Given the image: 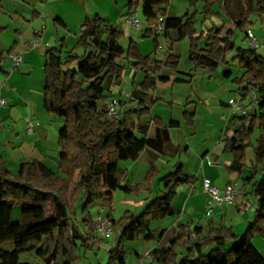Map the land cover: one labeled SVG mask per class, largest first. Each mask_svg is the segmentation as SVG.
<instances>
[{
  "label": "trees",
  "instance_id": "obj_1",
  "mask_svg": "<svg viewBox=\"0 0 264 264\" xmlns=\"http://www.w3.org/2000/svg\"><path fill=\"white\" fill-rule=\"evenodd\" d=\"M123 1L129 15L141 8L150 26L146 35L154 38L155 51L161 50L160 39L168 40L175 30L179 41L189 40L193 72L215 73L219 67L229 66L228 58L232 55V62H238L243 69V76L233 83L243 89V100L254 90L258 105L248 115L234 117V134L225 139L224 152L234 156L230 170L242 172L247 167V150L254 148V175L244 180L243 186L251 185L257 212L243 237L224 224L216 226L213 221L208 224L207 235L196 242L191 235H202L204 228L200 226L191 231L188 224L179 223L177 229L163 230L158 236L149 234L151 222L175 215L171 204L179 187L197 182L195 177L184 174L182 163H177L174 172L162 180L164 191L141 215L129 211L118 221L109 216L113 227L120 228L121 233L108 251V264H128L125 254L128 242L145 238L147 241L156 239L161 244L165 236L164 245L151 252L153 261L159 264H264V257L253 245L256 235L264 238V56L255 49L237 47L234 30L225 31L224 26L207 33L199 32L196 29L198 12L167 18L172 0ZM253 1L264 23V0ZM201 2L205 3L204 15L216 16L214 4L220 2L223 8L226 0H189L191 8ZM252 15L250 8L241 9L235 29L246 31L252 25ZM160 17L166 19L161 35L153 30ZM4 31L0 28V36ZM125 37L122 31L95 15L87 17L82 24L74 48L81 49L82 55L65 53L67 46L63 40L59 49L48 51L44 68V107L48 114L64 121L58 140L61 150L58 168L66 167L67 171L65 176H60L33 161L22 164L19 171L13 173L0 156V264H33L21 263V258L34 253L39 257L38 264H75L83 253L93 248L96 222L91 218L90 209L103 202L111 204L113 194L119 189L126 193L141 189V185H123L127 174L119 167L120 162L137 161L143 152L150 151V168L145 178L146 190H149L159 173L155 163L159 155L183 153L174 147L170 136V129L179 128L180 123L170 120L165 124L161 118L153 117L151 111L158 100L149 95L160 82L170 81L161 77V73L163 69L177 71L179 59L169 56L165 61L153 63L152 57L144 55L136 42L130 41L125 48L122 45ZM12 53L10 50L7 56ZM75 63L78 64L76 69H66ZM129 65L145 77L143 81L134 77L128 102L121 105L125 110L123 119L111 120L105 110L100 109V104L114 98L113 89L122 86ZM191 76L189 81L176 79L174 83L191 84ZM224 77L231 78V73L225 72ZM132 105L136 107H130ZM148 116L149 122L142 121ZM184 116L189 125H194V114ZM257 123L261 135L253 146L251 137ZM152 128L154 137L149 135ZM16 207L21 208L17 222L12 219ZM10 242L15 244V249L5 253L2 247Z\"/></svg>",
  "mask_w": 264,
  "mask_h": 264
},
{
  "label": "crops",
  "instance_id": "obj_2",
  "mask_svg": "<svg viewBox=\"0 0 264 264\" xmlns=\"http://www.w3.org/2000/svg\"><path fill=\"white\" fill-rule=\"evenodd\" d=\"M123 2V0H0V28L5 29L4 33L0 36V156L3 157L13 173H17L22 164L37 161L59 174L58 159L60 148L58 140L64 129V121L45 111L44 68L47 62L48 51L51 49H59L62 40L67 46L65 53L74 52L75 54L82 55L83 52L81 49L75 50L74 48L81 35L82 24L87 17L100 15L108 21L110 26L122 31L129 42H136L142 48L144 55L150 56L152 54L151 57L153 56L154 47L152 39L147 37L146 30H136L133 27L129 21L130 12L127 9V4ZM233 2L235 5H239V7L233 8L237 9V11L239 10L237 15L230 16L227 14L225 5L233 3L231 0H226L222 9L224 15L227 17V22L222 21L224 17L222 18L220 14V21L223 23L218 24L215 21L217 18L214 21L211 19L210 21L213 26H210L205 33L222 26L225 27V31L236 30L235 20L241 9L247 7L245 6V0H236ZM203 8L204 5L197 8L196 12H198L199 16L197 19L201 18L202 22L204 20V26H206L208 20L202 17ZM138 11L142 12L141 8L136 13ZM187 12L192 13L189 0H172L168 8L167 18H180L185 16ZM252 16H255L254 13ZM36 38H40L37 47L27 49L26 45ZM165 42L167 46L161 47L164 55L162 57H160V54L154 55L152 57L153 63L156 61H165L169 56H173L179 59V65L177 71L163 70L161 77L170 78L173 81L176 79L189 81V77L192 75L193 82L191 84H184L192 85L190 87L193 91L187 98V103L190 104L188 105L187 111L199 117V110L203 109L207 115L206 118L211 117L208 123L209 121L210 123H215L213 130L214 136L207 138L205 135L202 136V141H199L200 138L197 137L198 123H196L195 128L186 130L183 122L179 119H172L174 115L171 116V113L168 112L167 117L158 113L156 111L158 104L152 111V116L161 118L165 124H168L170 120H175L180 123L179 128L170 129V136L174 147L181 149L183 152L179 156H173L169 153L165 155L160 154L156 163L159 164L160 161L165 159V165L171 166L177 160L173 166L177 163H182L184 165V174L197 179V182L192 186L184 185L179 187L178 195L171 204L175 212V215L171 218L175 219L177 226L179 223L184 225L188 224L191 227V231L198 226L204 228L202 235H191L194 242L203 239L207 235L210 221H213L216 226L224 224L225 227L231 229L236 235L243 237L257 212V200L252 194L251 185L243 186L244 180L254 175L252 166L255 165V152L253 147L247 150V167L242 172L230 170L234 156L224 152L225 139L232 138L234 134V117L241 116L233 114L228 102L233 99H242L243 89L237 88L235 84L230 83L229 80L232 78L226 79L224 75H222V81L225 84L221 82L219 86L216 85V87L218 86L216 89H210V82H213L216 72L214 74H207L204 70L192 71L193 65L189 61V41L177 43L178 32L173 30L170 33L169 39L165 40ZM10 50L23 53V62L17 68H12L11 61L7 59V54ZM151 66L153 67V64ZM231 68L230 66L224 67V74L229 71L232 76L233 71ZM220 69L218 70L220 71ZM202 72L204 75H202ZM127 74L130 77L129 89L126 91H121L123 89L120 87L117 88L119 91L113 89L114 98L109 102L120 100L121 92L130 95L134 77L138 81H143L145 77L140 72L136 73L130 65L125 75ZM206 75H208V83L203 86ZM199 77L201 78L200 83L197 84L198 89H195L196 84L194 82L199 80ZM124 79L126 82V76ZM153 97L155 98V96ZM2 100L7 102L6 105H1ZM254 110L255 108H251L252 112ZM30 123L34 125L32 134L28 133ZM149 135L150 137H154V128L151 129ZM139 136L142 138L141 135ZM252 144L255 146L254 143ZM192 151L197 156L196 161L192 166V170L189 173H185V168H187L186 163L193 157ZM144 153L132 165H136L140 161L149 163V159L142 158ZM209 161L216 166L210 165ZM148 165L147 168L149 169L150 164ZM61 170L62 173H66L67 168L63 167ZM168 170V174L174 172L172 171L173 169L171 170V167ZM126 171L127 173L130 172L128 168ZM167 175H159L153 182L154 185L158 181L160 194L164 191L162 180ZM205 182H209L221 190L230 185H237L239 188L238 202L230 207L215 206L206 191ZM153 185L151 187L153 191L151 198H143L139 201V205L142 204L143 208L157 198L155 197L156 193L154 194ZM209 210L212 213L210 216H207ZM12 219L17 222L20 218L14 219L13 216ZM158 222L155 221V225ZM172 229H175V227L163 228L158 226L154 230L149 228L154 235L161 233L163 230L169 231ZM120 233V228H114L113 237L104 240V244H109L113 247ZM166 238L167 236L162 239L161 244L159 242L155 244L151 251L145 248L146 251L144 252L153 253L158 250L161 245H164ZM98 239L97 234H95L94 240H92L93 246H95V240L97 241ZM99 241L103 243V240ZM253 245L264 257V238L256 235L253 239ZM14 249L15 244L13 242L7 243L2 247V250H7L9 253ZM184 252L183 254L185 255L186 252ZM142 253L134 249V258L129 260L126 257V262L129 264L135 262ZM125 254L127 256L126 252ZM32 255H36V253L30 256ZM32 263L38 264L39 261Z\"/></svg>",
  "mask_w": 264,
  "mask_h": 264
},
{
  "label": "rangeland",
  "instance_id": "obj_3",
  "mask_svg": "<svg viewBox=\"0 0 264 264\" xmlns=\"http://www.w3.org/2000/svg\"><path fill=\"white\" fill-rule=\"evenodd\" d=\"M231 1L233 4L225 5V7H226L225 9H226V12L228 15L236 16L239 10L237 11V9H233V8H237V7H239V5L234 4L233 1H236V0H231ZM202 4L205 7V3L201 2L197 5V7L192 8V13L196 12L197 8L202 7L203 6ZM245 6L247 8H250L255 16H252V25L246 31L234 30V33H235L234 42L236 43L237 47H239V48L249 49V45L245 41V34L247 33L248 30H250L260 40L261 48L258 50V52L264 56V23H262L260 18L257 17V16H259L258 10H257V7H256L253 0H245ZM214 12L216 13V16L202 14V17L204 19L208 20L206 26H204V20L202 22L201 18L197 19L196 29L199 32H206L210 26L211 27L213 26L212 22L210 21L211 19H213V21H214L215 18H217L215 21L218 24H222L223 22H227L226 21L227 17L224 15V12H223V9L221 7L220 2H216L214 4ZM220 14H221L222 18L224 17V20L222 19L223 22L220 21V17H219ZM137 18L140 20V22L142 24H145L147 22V19L145 18V16L143 15V13L141 11H138ZM151 39L153 42V47H154L153 50L155 53V54L153 53L152 57H154V55H157V54L158 55L160 54V57H162L164 55V51L163 50L155 51L154 38H151ZM185 41H189V40H184V41L178 40L177 43H183ZM160 43H161V46H167L165 40H163V39H160ZM129 44H130L129 40L126 39V37H125V39L122 41V45L125 48H128ZM174 44H176V43L174 42ZM140 49L142 51L141 47H140ZM151 55H150V57H151ZM232 58H233V55L228 58V60L230 61L229 66L232 67L231 69L233 71V75L231 76L232 79L229 80L230 83H233V80L236 79L234 77L241 78L244 74V71L239 66V63L238 62H232ZM121 63L127 64L124 60H121ZM77 67H78V64L75 63V64L68 66L66 69H68V68L76 69ZM224 67H228V66L223 65V66L219 67V68H221L220 71L219 70H218V72L216 71V74L214 75L213 82H210V84H211L210 89H212V88L216 89L219 86V83L224 82V81H222V75H224V71H223ZM163 70H170V69H163ZM203 72H202V75H204ZM207 74H208V72H207ZM209 74H211V73H209ZM212 74H214V73H212ZM125 76H126V82L124 79L123 84L120 87L121 89H123L121 91H126L129 89L128 87H129L130 77L128 76V74ZM198 79L199 80H196L194 82V84H196L195 89H198L197 84L200 83L199 81L201 78L199 77ZM207 83H208V75H206L205 81L203 82V86L206 85ZM224 84H225V82H224ZM216 85H218V86L216 87ZM190 86H192V85H177L174 83L173 80H170L169 82H165V83L160 82L158 84L157 88L155 90L151 91L149 93V95L155 96L156 100H158L156 102V104L154 105V107H155L158 104V108L156 109V111H158V113H161V115H165L166 117L168 115V112L171 113V116L174 115V118H172V119H179L181 122H183L186 130L195 128L196 123H198L199 127L197 130L198 131L197 137L200 138L199 141H202L201 140L202 136L206 135L207 138L214 136L213 130L215 128V125H214L215 123L214 122L210 123V121L208 123V120L211 119V117L206 118L207 115L204 113V110L200 109L199 110V117H197L196 114H194L195 115L194 125H189V123H188V121L184 115H185V113H188L189 115L193 114V113H190L187 111L188 105H190L187 103V98L193 92L192 88ZM236 87L239 88L238 86H236ZM115 89L117 91H119V89H117V88H115ZM131 90H132V86H131ZM210 91H212V90H210ZM172 94H174V95L172 96ZM120 96H121V99L118 101L101 103L100 109L106 110L107 107L110 106L111 104L117 103V104L122 105L123 103L128 102L129 95L127 93L121 92ZM246 101L248 102V104H250L249 99H247ZM172 102L174 103V105ZM130 107H136V105H134V106L132 105ZM154 107L152 108V111H153ZM173 107H174V109H172ZM252 108H256V107H252ZM60 120H62V119H60ZM149 120H151L149 116L142 118V121H144V122H147ZM260 135H261V130L259 128V123H257L256 128L254 129V131L252 133V137H251V142L254 143L255 146L257 144V140L260 137ZM193 152L194 151H192L193 157L186 163L187 168H185V171H186L185 173H189L192 170V168H193L192 166L194 165V163L196 161L195 159L197 156ZM142 158L147 159V160L149 159V151L148 150L145 151V153L142 155ZM176 162H177V160H176ZM176 162H174V164ZM132 164H134V161H132V160L121 161L119 164V167L122 170H124L127 174L126 182H124L123 185H127V184L131 185V186L141 185V189L134 191L132 193H126L124 190L119 189L113 194V201L111 204H109L108 202H103V203H99V204L94 205L90 209L91 218L94 222L97 221L98 215L100 213L102 214L103 217H109L111 215L112 218H114L116 221L120 220L124 216V214L126 212H129V211L132 213H136L137 215H140L147 206L145 208H143L142 204L139 205V201H141V199H143V198H145V199L151 198V192L150 191H152L151 187L153 185V182L156 180V178L159 175H163V174L167 175L169 173V170H168L169 167H171V170L173 169L172 171H174V167H175V166H173L174 164H172L171 166H166L165 165V159L160 161V163H159L160 165L158 163H156V166L158 165L157 168L159 170V173L154 178V181L152 182L150 189L146 190L145 178H146V175H147L148 170H149L147 167L149 166L148 164H150V163H144V161H140L136 165H132ZM159 167L161 168V174H160V168ZM127 168L130 170L129 173H127V171H126ZM65 174L66 173H62V170L59 169V175L60 176H65ZM213 175H215V173H213ZM153 188H154V194L156 193L155 197H157L160 194L158 181L153 185ZM152 195H153V191H152ZM100 204L103 206H101ZM20 214H21V208L16 207L14 210V215H13L14 219H16V218L19 219ZM158 221H156V222H158ZM151 224H152L151 227L149 226V228H151V230L152 229L154 230V228L158 227V226H161L163 228L175 227V229H177L175 219H173L171 217L161 219L160 222L156 223V225H155V221L151 222ZM149 234H152L151 231H149ZM158 234L159 233H157V235H155V236H158ZM93 240H94V238H93ZM99 240H103V243H102V241H99ZM94 243H95L94 244L95 246H93L92 249L86 251L85 254L83 253L81 259L78 262H76L75 264H108L109 259H110L108 251L111 248V246L109 244H104V239H100V238L97 241L95 240ZM157 243H158V240H156V239L147 241L144 238H141L140 240H138L136 242H128L126 244V247H125V252L127 253L126 257L129 260H132L134 258V249L137 251L143 252L142 254H144L145 253L144 251H146L145 248H148L151 251L153 249V247L155 246V244H157ZM3 251L5 253H9V252H7V250H3ZM36 261L37 262L39 261L37 254L32 255V256L24 255L21 258V263H30V262L32 263V262H36ZM147 264H159V263L154 262L153 260H149L147 262Z\"/></svg>",
  "mask_w": 264,
  "mask_h": 264
},
{
  "label": "built area",
  "instance_id": "obj_4",
  "mask_svg": "<svg viewBox=\"0 0 264 264\" xmlns=\"http://www.w3.org/2000/svg\"><path fill=\"white\" fill-rule=\"evenodd\" d=\"M165 18L160 17L158 19L157 26L153 29L157 34H163L165 31ZM129 21L132 23L133 27L137 30H147L150 28L149 24L146 22L142 24L140 20L137 18V13H133L129 15ZM40 38H36L34 41L28 43L26 45L27 49L37 47ZM245 41L248 43L249 48L259 50L261 48L260 40L254 35L252 31H247L245 34ZM162 49V48H161ZM7 59L11 61L12 68H17L23 62V53L13 50L11 55L7 56ZM130 96V95H129ZM250 104L246 100L239 99V100H230L228 102L229 107L231 108L233 114L236 115H248L251 111L252 107H257L258 105V98L256 92L253 90L251 92L250 97L248 98ZM6 101L2 100L1 105H6ZM107 117L111 120L120 121L123 119L125 115V110L121 104H111L105 110ZM34 131V125L32 123L28 126V133L32 134ZM209 164L212 166H216L212 162L209 161ZM205 188L207 193L209 194L211 201L215 206L218 207H230L235 205L238 202L239 197V188L237 185H230L227 186L225 189L221 190L216 188L215 186L211 185L209 182H205ZM103 210V209H102ZM212 213L211 210L207 212V216H210ZM96 234L98 238L108 240L113 237L114 235V227L109 217H103L100 213L98 215V219L96 221ZM149 260H152L151 252H145L144 254L140 255L134 263L131 264H147ZM129 264V263H128Z\"/></svg>",
  "mask_w": 264,
  "mask_h": 264
}]
</instances>
